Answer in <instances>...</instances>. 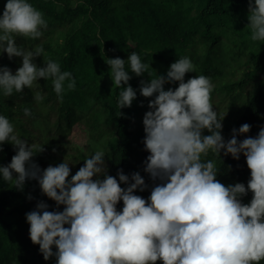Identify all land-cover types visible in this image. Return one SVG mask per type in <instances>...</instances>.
<instances>
[{
  "label": "clouds",
  "instance_id": "obj_1",
  "mask_svg": "<svg viewBox=\"0 0 264 264\" xmlns=\"http://www.w3.org/2000/svg\"><path fill=\"white\" fill-rule=\"evenodd\" d=\"M248 24L252 41H264V0H248ZM48 24L43 13L27 0H6L0 15V55L22 58L13 74L0 66V90L8 97L13 92L32 88L34 82L51 79L62 101V93L75 90L76 81L69 71L51 59L38 66L34 60L44 49L25 50L16 37L38 39ZM113 86L119 92V109L130 108L137 90L129 81L125 65L137 77L149 73L136 52L127 60L107 58ZM190 58L171 63L166 75L141 80L139 93L149 99L143 116L144 172L159 181L145 199L136 195L148 188L140 172L131 176L120 169L108 174L104 152L96 151L71 175L70 164L61 162L44 169L34 162V145L19 138L9 119L0 115V152L3 144L13 145L15 155L0 165V177L23 190L25 182H38L43 195L63 210L49 211L38 201L26 213L29 237L45 261L55 257L56 264H260L264 261V126L255 137L245 136L251 125L233 128L227 141L222 135L223 119L211 103L214 85L211 78L196 75ZM178 82V87L166 84ZM39 102L44 97L37 92ZM141 106H143L141 104ZM29 117V108L23 109ZM119 115H122L119 112ZM208 133L205 135L204 132ZM43 151V148L41 149ZM40 151V152H41ZM209 152L221 158L246 159L250 178L225 185ZM15 174V176H14ZM70 177V178H69ZM102 177V178H101ZM118 177V179H117ZM121 184L126 187H121ZM252 193L249 203L242 197ZM29 200L33 199L31 195ZM122 201L123 207L117 209ZM55 248V251H53Z\"/></svg>",
  "mask_w": 264,
  "mask_h": 264
},
{
  "label": "trees",
  "instance_id": "obj_2",
  "mask_svg": "<svg viewBox=\"0 0 264 264\" xmlns=\"http://www.w3.org/2000/svg\"><path fill=\"white\" fill-rule=\"evenodd\" d=\"M27 2L43 13L48 27L41 29L43 35L38 39L16 37L17 44L25 50L42 46L44 53L34 62L38 66L48 59L58 62L61 71L71 72L76 81L75 90H68L65 82L62 101L51 79L41 78L32 88L14 91L8 97L0 90V115L9 119L19 138L35 146L33 160L41 169L65 162L74 175L86 158L102 150L109 175L117 176L120 169L129 176L140 172L148 188L135 194L147 199L159 181H152L143 170L149 153L142 142V120L152 98L140 95V81L166 75L170 64L180 57L190 58L195 68V72L186 74L185 81L196 75L211 78V103L221 117L225 116L222 135L226 141L232 129L244 123L251 129L237 137L239 140L255 137L264 126V41L250 38L248 0ZM5 3L0 0V15ZM132 52L151 66V77L147 73L135 76L126 63L137 99L130 108L119 109V92L123 89L113 86L105 61L116 57L127 60ZM21 64L22 58L9 60L6 53L0 55V66L9 67L13 74ZM164 87H178V82ZM37 92L44 97L42 101L35 99ZM24 108H29L32 115L26 117ZM77 128L85 135L79 141L72 136ZM204 134L210 133L205 130ZM13 155V145L3 144L0 165L10 163ZM202 159L215 161L221 183L247 185L250 170L243 155L234 160L230 155L221 153L219 158L209 152ZM29 195L33 199L29 200ZM251 198L249 192L242 203H249ZM41 200L49 205V211L63 210L62 205L57 209L55 202L42 194L37 181H26L21 191L0 177V264H56L55 257L45 261L39 246L29 237L25 214ZM122 207L121 201L117 209Z\"/></svg>",
  "mask_w": 264,
  "mask_h": 264
},
{
  "label": "rangeland",
  "instance_id": "obj_3",
  "mask_svg": "<svg viewBox=\"0 0 264 264\" xmlns=\"http://www.w3.org/2000/svg\"><path fill=\"white\" fill-rule=\"evenodd\" d=\"M73 138L75 141H79V140H82L84 139V132L80 129V128H77L74 132H73Z\"/></svg>",
  "mask_w": 264,
  "mask_h": 264
}]
</instances>
